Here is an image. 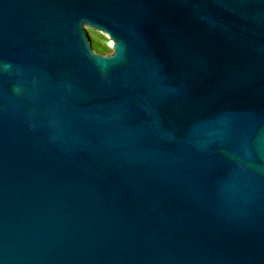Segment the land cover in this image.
<instances>
[{"label":"water","instance_id":"obj_1","mask_svg":"<svg viewBox=\"0 0 264 264\" xmlns=\"http://www.w3.org/2000/svg\"><path fill=\"white\" fill-rule=\"evenodd\" d=\"M0 264H264V0H0Z\"/></svg>","mask_w":264,"mask_h":264}]
</instances>
